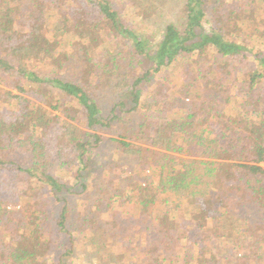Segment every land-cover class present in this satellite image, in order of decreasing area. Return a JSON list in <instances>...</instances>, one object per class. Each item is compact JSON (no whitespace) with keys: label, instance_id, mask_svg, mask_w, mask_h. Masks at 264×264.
<instances>
[{"label":"trees","instance_id":"trees-1","mask_svg":"<svg viewBox=\"0 0 264 264\" xmlns=\"http://www.w3.org/2000/svg\"><path fill=\"white\" fill-rule=\"evenodd\" d=\"M180 1L155 44L111 0H0V264H264V0Z\"/></svg>","mask_w":264,"mask_h":264},{"label":"rangeland","instance_id":"rangeland-1","mask_svg":"<svg viewBox=\"0 0 264 264\" xmlns=\"http://www.w3.org/2000/svg\"><path fill=\"white\" fill-rule=\"evenodd\" d=\"M111 1H112V5L114 6V8L120 11L121 15L123 16V18L125 19V21L127 22L129 26L134 27L135 30L140 31L141 33H144L145 35L150 36V38H153L154 41L156 40L155 44L157 43L158 39L161 36L160 32H155L157 25H163V23L167 22L168 20H172L176 26L179 25L177 20L178 18H180L179 12L182 11V2L180 0H111ZM71 9L73 8H70V10ZM260 12L261 13L259 14V18L256 19L257 24H250V23H249L250 25L248 24L246 28L248 32L259 33L257 31H264V22L263 20H261V16L263 17L264 13H262L263 11H260ZM152 13H154L155 16L151 17ZM158 15L159 17L157 18L156 16ZM260 40L262 39L260 38ZM189 67L190 65L188 64L186 66H183L181 69L175 68V69L166 70L163 73L159 74L157 78L153 81L154 82L158 81L160 83L166 84L170 88H172V90L175 88L174 90L176 92L180 89V86H178L180 85V82H178L175 79L176 75L179 76L181 74H185L187 77L188 83L189 81L190 82L193 81L195 77V73H192L191 71H189L188 70ZM217 68L219 69V72H220L217 75L216 74L214 75V80H216L217 82V89H226V88H229L230 86L234 87L235 80L237 79V77H238L237 81L239 82V86L244 87L243 83L240 82L242 78V74L237 72V70L232 71L233 76L230 80H228V78H226V74H225L226 72L224 71L225 70L224 63L223 64L220 63V66ZM60 73L62 74L61 76L64 75V72H60ZM164 73H166V75H164ZM165 76L167 79H165ZM180 80L182 81L183 79H180ZM153 81L152 83H154ZM246 86L247 85H245V87ZM262 86L264 87V83H262ZM232 93H233V90H232ZM106 96L107 95L104 94L103 98L101 99V106L103 107V109H106L107 107H109L110 97L107 98ZM176 97L178 99L181 98V95L179 94V92L176 93ZM180 103H181V100H180ZM190 103H191V100H186L185 102V104H189V105ZM213 104L218 107L222 106L220 98L218 99L216 98V100L214 99ZM95 132L103 137L104 144L93 155L98 165L97 166L98 170L93 174L94 179L97 180L99 177H101L104 180L105 173L103 171L104 169H106L105 167H107L108 165L114 164V163H115L114 167L116 169L115 172L119 175H122L123 169L121 166L118 165L119 157H117V154L114 152L113 145H111L109 141V139H111L112 137H115L113 130L109 131V130L101 129ZM224 170L226 172H229V168L227 167H225ZM80 191H81L80 189L75 188L74 193L68 196V205L71 211H76L79 207V204L81 201V198L79 196ZM15 205L16 204L9 205V208L11 210H14L16 207ZM137 231H138L137 227L129 229V233H131L130 236L134 237L133 241H135V244L139 243V240L136 241L137 235H138ZM218 234H219V231L218 233L217 232L215 233V236L218 237L219 236ZM239 239H241V237H239ZM131 242H130V245H131ZM130 245L128 244V246ZM140 245L141 247H146L145 243H142V244L140 243ZM230 245H232L231 241H225V243H222L223 247L225 246L229 247ZM141 247L137 250H141L142 249ZM238 252L239 253L237 255V258L239 259V261L237 262V264H246L248 261L247 257L252 256V253L248 252L246 249L242 250V248H240L238 249ZM241 256L245 257L246 259L244 260L243 258H241Z\"/></svg>","mask_w":264,"mask_h":264}]
</instances>
